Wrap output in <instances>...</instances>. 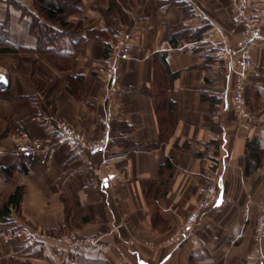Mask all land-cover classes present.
<instances>
[{
    "label": "crops",
    "instance_id": "1",
    "mask_svg": "<svg viewBox=\"0 0 264 264\" xmlns=\"http://www.w3.org/2000/svg\"><path fill=\"white\" fill-rule=\"evenodd\" d=\"M109 5L82 0L68 21L82 23L83 31L61 40L71 58L55 66L36 52L34 0H0L9 42L26 49L0 54V65L36 62L38 79L52 88L47 96L29 76L0 70V210L24 188L20 209L0 222V264H264V239L256 238L264 203V0H135L130 21L118 22L114 34L124 48L111 78L104 42L88 35L105 31L114 43L102 14ZM245 20L261 30L249 44L247 67ZM177 27L202 31L201 38L172 47L165 34ZM223 44L232 62L217 56ZM159 52L178 73L169 86L174 131L161 143L154 97ZM236 72L245 79L246 116L234 107ZM62 122L91 141L108 128L110 144L79 155L60 143ZM28 141L36 148L30 155L23 152ZM167 160L172 169L162 170ZM206 197L213 201L173 243Z\"/></svg>",
    "mask_w": 264,
    "mask_h": 264
},
{
    "label": "trees",
    "instance_id": "2",
    "mask_svg": "<svg viewBox=\"0 0 264 264\" xmlns=\"http://www.w3.org/2000/svg\"><path fill=\"white\" fill-rule=\"evenodd\" d=\"M82 0H34L36 14L32 15L31 34L37 38L36 52L47 58L52 64L58 66L63 64L68 66L70 62V54L61 48V40L71 33H79L83 31L82 23L69 22L71 15L79 13V5ZM135 0H110V5L107 10L102 11L105 18L108 30L118 31V22L127 23L130 21V14L128 11L133 6ZM111 32V31H110ZM89 38L102 40L106 47L105 55L109 56L111 46L109 42V34L105 31H91ZM202 31H197L192 34L188 30H180L177 28H168L165 38L169 40L172 47H176L180 39L197 40L200 39ZM115 36V35H114ZM114 39V38H113ZM26 49L16 48L9 42L8 33L4 25H0V54H16ZM166 52H159L154 56L155 65V106L160 123V140H167L174 131V114L176 104L171 100L169 95L170 83L178 76V73H172L169 70L166 61ZM15 67L11 72H18L24 75H30L37 88L40 91L47 92L50 95L52 88L48 87L44 82L38 79L36 75V62L31 65H24L21 61H14ZM48 88L45 90V88ZM147 93L150 91L147 89ZM0 95H4L0 92ZM157 145L147 146V150L155 148ZM251 149V155L259 164L261 160V152L258 150L256 142L248 143ZM39 159L35 156L33 160L30 159L29 165L32 167L33 163ZM172 169L170 160H167L162 166V170ZM24 188L18 187L16 191L9 197L4 207L0 210V222L3 223L11 216L13 210H19L23 198Z\"/></svg>",
    "mask_w": 264,
    "mask_h": 264
},
{
    "label": "built area",
    "instance_id": "3",
    "mask_svg": "<svg viewBox=\"0 0 264 264\" xmlns=\"http://www.w3.org/2000/svg\"><path fill=\"white\" fill-rule=\"evenodd\" d=\"M244 3H241L237 10V16L235 19L241 20L244 13ZM245 27L246 30L244 32L243 37V65L247 67L250 65V50H249V44L259 37L261 30L258 25V23L255 20H245ZM123 48H124V41L121 40L120 37H116V40L111 45V51L109 53V56L107 58V74L109 75V78L113 77L115 75L116 70V64L118 58L123 54ZM217 56L222 61H229L232 62L233 60V53L232 50L227 47L226 44H223L222 47H220L217 50ZM231 68V67H230ZM237 73V78L234 85L233 90V99H234V107L235 110L238 112L241 116H246L247 112L245 110L246 101H245V79L244 75L242 73ZM60 143H66L69 144L73 150L79 154L82 155L85 151H88L92 154L104 152L107 147L110 144L111 137H110V131L108 128H106L105 132L103 133V136L98 140H88L84 133L79 132L72 127H70L65 122H62L60 125ZM23 152H25L26 155L33 154L36 152L35 144L31 141H28L24 148ZM213 200L210 197H206L203 202L201 203L199 209L190 214L187 218L185 223L176 231V234L173 236L171 241L174 243L176 241H180L182 238H184L187 235L188 230L193 226L197 220L198 216L201 212V210L209 204V202H212ZM256 238L258 242H261L264 239V203L260 206V213L256 220ZM65 242L70 241L68 238L64 239ZM82 241H75L72 242V246H80L82 245Z\"/></svg>",
    "mask_w": 264,
    "mask_h": 264
},
{
    "label": "rangeland",
    "instance_id": "4",
    "mask_svg": "<svg viewBox=\"0 0 264 264\" xmlns=\"http://www.w3.org/2000/svg\"><path fill=\"white\" fill-rule=\"evenodd\" d=\"M118 32H119V30L116 32H113V38H114V34H118ZM117 36H119V34L117 35ZM116 38V37H115ZM113 41H114V39H113ZM7 67V68H6ZM15 67V62H11V61H1V65H0V70H2V69H9V70H11L12 68H14ZM3 71V70H2ZM8 71V70H7ZM29 77H30V75H28ZM32 80V83H33V85H35L36 87H37V84H35V82L33 81V79H31ZM46 89H48L47 87L45 88V90ZM39 90V89H38ZM40 91V90H39ZM47 91V90H46ZM65 239V238H64Z\"/></svg>",
    "mask_w": 264,
    "mask_h": 264
},
{
    "label": "water",
    "instance_id": "5",
    "mask_svg": "<svg viewBox=\"0 0 264 264\" xmlns=\"http://www.w3.org/2000/svg\"><path fill=\"white\" fill-rule=\"evenodd\" d=\"M3 86V84H0V87H2Z\"/></svg>",
    "mask_w": 264,
    "mask_h": 264
}]
</instances>
